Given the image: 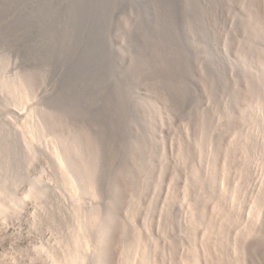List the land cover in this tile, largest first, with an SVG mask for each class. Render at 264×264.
Instances as JSON below:
<instances>
[{
    "label": "rangeland",
    "instance_id": "1",
    "mask_svg": "<svg viewBox=\"0 0 264 264\" xmlns=\"http://www.w3.org/2000/svg\"><path fill=\"white\" fill-rule=\"evenodd\" d=\"M19 75L32 82L24 102L5 85ZM32 105L99 129L97 199L62 184L50 136L28 128ZM263 117L264 0H0V264H54L91 204L114 211L111 264L134 257V226L152 232L161 264L212 241L224 264H239L242 242L264 264Z\"/></svg>",
    "mask_w": 264,
    "mask_h": 264
},
{
    "label": "bare ground",
    "instance_id": "2",
    "mask_svg": "<svg viewBox=\"0 0 264 264\" xmlns=\"http://www.w3.org/2000/svg\"><path fill=\"white\" fill-rule=\"evenodd\" d=\"M18 75V74H17ZM24 76V75H23ZM9 77V76H8ZM6 78V77H5ZM8 79V78H7ZM6 82V84H5ZM4 84L9 86V88L12 91L9 92H13V94L19 96V98H21V102H24L26 100L29 99V97L31 96L30 94V88L31 87V83L30 81L25 78V77H21V75L19 76H13V78H10L8 80H5ZM3 84V83H2ZM4 85V87H5ZM7 86L5 88H7ZM3 87V88H4ZM255 87V86H254ZM8 88V90H9ZM256 89V88H255ZM6 90V89H5ZM7 93V92H6ZM254 93V92H253ZM9 95V94H8ZM10 96V95H9ZM14 96V95H13ZM16 96V97H17ZM18 98V97H17ZM16 99V98H15ZM19 100V99H18ZM45 104V102H43ZM47 103V102H46ZM23 104V103H22ZM40 105V103H38ZM49 103H47L46 105H48ZM37 107V104H35ZM42 106V104H41ZM36 107L34 106V108L36 109ZM45 107V106H43ZM54 107V106H53ZM31 108V107H30ZM33 108L32 105V111L29 112V117L30 118L28 120L29 125L28 128H30V132L31 134L35 133H41L43 135H49L50 139H49V150L50 153H52L53 156L51 157V159L53 158V163L55 162L57 164L56 167H59L58 170H60V176L63 180L62 184H65L64 186H68L69 189L77 190V188H79L81 190V188H85L88 191V194L90 193V197H97L101 196V193L104 189V184H105V165H106V145H105V141L103 136L101 135V132L99 131L98 128L96 127H92V126H84L78 123H75L74 121H72V119L74 117H72V119H70L71 117H69L65 112L67 111H61V110H56V109H50V107H45V108H41L38 107L40 109L36 110ZM37 108V109H38ZM61 109V108H60ZM39 111V112H37ZM72 115V114H71ZM33 117V118H32ZM264 118V117H263ZM27 123V122H26ZM28 124V123H27ZM90 125V124H89ZM30 126V127H29ZM29 131V130H28ZM28 134V133H27ZM30 136V140H31V136L30 134H28ZM40 135V134H39ZM38 135V136H39ZM34 136V135H33ZM36 136V137H38ZM34 138V137H33ZM33 140V139H32ZM211 140V138H210ZM31 142V141H30ZM216 146V145H215ZM180 147H182L180 145ZM217 147V146H216ZM243 147V146H242ZM240 148V147H239ZM182 149V148H180ZM220 149V148H219ZM185 150V148H184ZM184 150H181L180 152L183 153ZM247 150V149H246ZM186 151V150H185ZM209 151V149H208ZM216 151V150H215ZM222 151V150H221ZM212 154V153H211ZM215 154V153H214ZM224 154V153H222ZM214 156V155H213ZM216 157V156H215ZM223 157V156H222ZM225 157V156H224ZM219 158V157H217ZM230 160V159H229ZM212 161V160H211ZM222 161V160H221ZM55 164V165H56ZM190 168V166H189ZM196 168V167H195ZM205 168V167H204ZM226 169V167H224ZM161 169V168H160ZM211 172L214 170V168H210ZM164 171V170H162ZM58 172V173H59ZM161 172V171H160ZM159 172V173H160ZM164 173V172H163ZM165 174V173H164ZM163 174V175H164ZM190 174V173H189ZM194 176L197 175V173L193 172ZM153 175V174H152ZM159 175V174H158ZM157 175V176H158ZM214 175V172L213 174ZM59 176V179H60ZM191 176V175H190ZM199 176V175H198ZM137 177V176H136ZM132 178V177H131ZM155 178V177H154ZM162 178V177H161ZM143 179V178H142ZM147 179V178H146ZM157 179V178H156ZM160 179V178H159ZM194 179V178H193ZM205 179V178H204ZM138 180V179H137ZM190 180V179H189ZM210 180V179H209ZM208 180V181H209ZM215 180V179H214ZM61 181V180H60ZM139 181V180H138ZM187 181V180H186ZM203 181V180H202ZM216 181V180H215ZM233 181V180H232ZM188 182V181H187ZM196 182V181H195ZM111 183V182H110ZM141 183V182H140ZM207 183V181H206ZM35 185V184H34ZM32 184V186L29 188V190L27 191L28 194L34 196L35 194L38 196L40 193V191L38 190V188L36 186H34ZM141 186L143 187V185L141 184ZM140 186V187H141ZM66 187V188H68ZM110 187V186H109ZM118 187V186H117ZM233 188V187H232ZM82 189V191H83ZM114 189V188H113ZM142 189V188H140ZM111 190V189H110ZM223 192V190H222ZM84 193V192H83ZM104 193V192H103ZM110 193V192H109ZM210 193V192H209ZM34 194V195H33ZM201 195V194H200ZM212 195V193H211ZM225 195V194H224ZM137 196V195H136ZM220 196V195H219ZM89 197V198H90ZM230 197V196H229ZM208 198V197H207ZM211 198V197H210ZM223 198V197H222ZM212 199V198H211ZM91 200V199H90ZM94 201V200H93ZM133 201V200H132ZM140 201V200H139ZM207 201V200H206ZM99 202V201H98ZM143 202V201H142ZM211 202V201H210ZM214 202V201H212ZM216 202V201H215ZM221 202V201H220ZM91 203V202H90ZM132 203V202H131ZM219 203V202H216ZM228 203V201H227ZM4 203L1 202L0 199V213L4 211V207L2 206ZM88 204V203H87ZM111 204V203H110ZM140 204V203H139ZM5 205V204H4ZM105 205V204H104ZM142 205V204H141ZM205 205V204H204ZM218 205V204H216ZM88 206V205H87ZM212 206V205H211ZM220 205H218L217 207H219ZM138 207V206H137ZM216 207V206H215ZM230 207V206H229ZM105 208V207H103ZM141 208V207H139ZM213 208V207H212ZM233 208V207H230ZM86 209V208H85ZM109 209V208H108ZM113 209V208H112ZM197 209V208H196ZM199 209V208H198ZM210 209V208H208ZM223 209V208H220ZM225 209V208H224ZM223 209V211H224ZM107 210V208H106ZM105 210V211H106ZM190 210V209H189ZM188 210V211H189ZM206 210V209H205ZM212 211V209H210ZM216 210V209H215ZM232 210V209H231ZM75 211V210H74ZM82 212H80L78 210V217H79V221L77 224V228H78V234L75 237V241L73 245H68L67 248L65 249L64 252H62L61 250V254L60 256L57 258L56 254H55V259H54V264H84V262H86V260L88 259V257H90V253H88V251H85V248H87L88 244H91L90 242L92 240L97 241L98 236H102L104 237L103 240H105L104 244L107 242V240L109 239V232L111 235V232L114 230H110L111 226L113 223H111L112 218H113V214L114 211H110L109 212H105L104 209H102L99 205L96 204H91L89 205L87 210H81ZM108 211V210H107ZM133 211V209L130 211V213ZM135 211V210H134ZM198 211V210H197ZM201 211V210H200ZM112 212V213H111ZM128 212V211H127ZM137 212V211H136ZM213 212V211H212ZM220 211L218 210V213ZM226 212V211H225ZM129 213V214H130ZM132 216L129 215L132 219H127V220H131L132 223L133 221H136L135 217H136V213L132 212ZM138 213V212H137ZM163 213V212H162ZM193 216V211L190 212ZM195 213V212H194ZM201 213V212H200ZM212 214V213H211ZM229 214V212L224 214L223 217H227ZM233 214V213H232ZM75 215V213H74ZM197 215V214H196ZM200 215V214H199ZM205 215V214H204ZM219 215V214H218ZM231 214H229L230 216ZM118 216V215H117ZM191 216V217H192ZM198 216V215H197ZM212 216V215H211ZM228 216V218H229ZM77 217V218H78ZM139 217V216H138ZM144 217V216H143ZM204 217V216H203ZM232 217V215H231ZM129 218V217H128ZM210 218V217H209ZM227 218V219H228ZM135 219V220H134ZM138 219V218H137ZM149 219V218H148ZM191 219V218H190ZM199 219V218H198ZM201 219V218H200ZM214 219V218H213ZM222 219V218H221ZM232 219V218H230ZM117 220V218H116ZM147 220V219H146ZM152 220V219H151ZM168 220V219H167ZM264 220V219H263ZM115 221V219H114ZM156 221V220H155ZM195 221V220H194ZM77 222V220H76ZM117 222V221H116ZM127 222V221H126ZM137 222V221H136ZM149 222V221H148ZM151 222V221H150ZM149 222V223H150ZM158 222V221H157ZM196 222V221H195ZM225 222V221H224ZM264 223V222H262ZM128 225H130L131 223H127ZM138 224V223H137ZM155 224V223H154ZM193 224V223H192ZM200 223H197V225ZM202 224V223H201ZM222 224V223H221ZM254 224V223H251ZM151 225V223H150ZM191 225V223H190ZM194 226L196 224H193ZM196 225V226H197ZM208 225V224H207ZM257 225V224H255ZM259 225V224H258ZM262 225V224H261ZM131 227H133V225H130ZM127 226V227H130ZM166 226V225H165ZM193 226V228H194ZM220 226V225H219ZM218 226V227H219ZM260 226V225H259ZM140 226H134V233L132 235L134 236H130L133 237V246L130 247L131 252L133 253L134 257L136 256L137 259H135L139 264L140 260L142 261L141 263L147 262L148 264H161V258L159 256V251H157V246L156 243L154 242V240H152V236L150 237L151 234L147 232V230L145 229H140L138 228ZM157 227V226H156ZM116 230V227H114ZM113 228V229H114ZM253 228V227H252ZM130 229V230H131ZM157 229V228H156ZM170 229V228H169ZM205 229V228H204ZM251 228L247 229L244 233L245 236H250L252 233V230H250ZM261 229V227H260ZM263 229V228H262ZM129 230V228L127 229ZM154 230V229H153ZM158 230V229H157ZM245 230V229H244ZM123 231V230H122ZM132 231V230H131ZM195 231V229H194ZM240 231V230H238ZM256 231V230H254ZM263 231V230H262ZM124 232H126L125 228H124ZM150 234V235H148ZM171 232V231H170ZM199 232V231H198ZM114 234V232H112ZM127 233V232H126ZM206 232H204L205 234ZM234 233V232H233ZM237 233V232H236ZM235 233V234H236ZM200 234V233H199ZM198 234V235H199ZM202 234V233H201ZM200 234V235H201ZM215 233H213L214 235ZM232 235V234H231ZM234 235V234H233ZM238 235V233H237ZM258 235V234H257ZM149 236V237H148ZM205 236V235H202ZM210 236V235H207ZM241 236V235H240ZM244 236V237H245ZM264 236V235H263ZM217 237V236H216ZM243 237V236H241ZM243 237V238H244ZM259 237V236H258ZM150 238V239H149ZM201 238V237H200ZM207 238V237H206ZM220 238V237H219ZM223 238V237H222ZM239 238V237H238ZM250 238V237H249ZM100 239V238H99ZM157 239V238H156ZM155 239V240H156ZM228 239V237H227ZM233 239V238H232ZM252 239V238H250ZM249 239V240H250ZM132 240V238H131ZM149 240V241H147ZM197 240V239H196ZM195 240V241H196ZM202 240V238H201ZM200 240V241H201ZM217 240V239H216ZM247 240V238L245 239ZM258 240V239H257ZM261 239H259L258 241H260ZM99 241V240H98ZM97 241V242H98ZM110 242V239L108 240ZM194 241V242H195ZM199 241V242H200ZM102 242V239H101ZM109 242L106 243V245H104L103 243H100L102 245H104V249L98 254L96 253V261L95 264H111L110 263V246H109ZM130 242V241H129ZM132 242V241H131ZM130 242V243H131ZM151 242V243H150ZM170 242V241H169ZM193 242V243H194ZM198 242V241H197ZM218 242V241H217ZM216 242V243H217ZM251 242V241H250ZM262 242V241H261ZM69 243V242H68ZM71 243V242H70ZM69 243V244H70ZM171 243V242H170ZM204 242H202L203 244ZM213 243V244H212ZM212 245L210 244V246H206L204 247V244L198 248H196L197 244L193 245V248L189 247V255L188 257L185 258L184 263L185 264H197L198 261L201 262V264H224L223 260L221 259L223 256L222 255H218L219 253L216 252V250H214V242L212 241ZM221 243V241H220ZM234 243V242H233ZM260 243V242H259ZM96 244V243H95ZM98 244V245H100ZM167 244V243H166ZM218 244V243H217ZM258 244V243H257ZM223 245V244H222ZM259 245V244H258ZM261 245V244H260ZM167 246V245H166ZM192 246V245H191ZM102 247V246H101ZM170 247V246H169ZM219 247V246H218ZM217 247V248H218ZM231 247V246H230ZM254 247H256V245H254ZM259 247V246H257ZM127 248V247H126ZM171 248V247H170ZM224 248V247H223ZM227 248V246H226ZM234 248V247H233ZM262 248V247H261ZM64 249V248H63ZM96 249V248H94ZM101 249V248H100ZM128 249V248H127ZM126 249V250H127ZM235 251H237V253L239 254V264H251V252L253 246L251 245V243H240L239 245L236 246V248H234ZM130 251V249H129ZM218 251V250H217ZM228 251V250H226ZM259 250H257L258 253ZM94 252V251H93ZM165 252V251H164ZM254 252V251H253ZM252 252V253H253ZM260 252V251H259ZM262 252V251H261ZM129 253V252H128ZM187 253V252H185ZM215 253V254H214ZM218 253V254H216ZM226 253V252H225ZM232 253V252H231ZM256 253V254H257ZM98 254V255H97ZM130 254V253H129ZM128 254V255H129ZM161 254V253H160ZM221 254V253H220ZM230 254V253H229ZM126 255V256H128ZM131 255V254H130ZM129 255V256H130ZM186 255V256H187ZM236 255V254H235ZM259 255V254H258ZM92 256V255H91ZM94 256V255H93ZM92 256V257H93ZM222 256V257H221ZM225 256V255H224ZM238 256V255H237ZM254 256V254H253ZM91 257V259H92ZM256 257V255H255ZM94 258V257H93ZM130 258V260L132 259ZM128 260V258H126ZM229 259V258H228ZM253 259V258H252ZM255 259V258H254ZM90 260V259H89ZM95 260V259H93ZM127 261L130 264H135V260L130 262ZM182 261V262H183ZM186 261V262H185ZM255 261V260H254ZM92 262V260H91ZM126 263V262H125ZM126 263V264H128ZM140 263V264H141ZM166 263V262H165ZM199 263V262H198ZM230 263V262H229ZM237 263V262H236ZM93 264V262H92ZM232 264V263H231ZM255 264V263H254Z\"/></svg>",
    "mask_w": 264,
    "mask_h": 264
}]
</instances>
